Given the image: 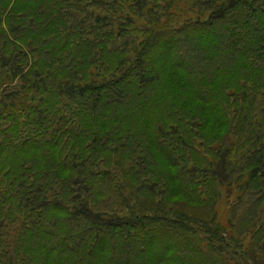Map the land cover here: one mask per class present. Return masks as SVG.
<instances>
[{"label":"trees","instance_id":"trees-1","mask_svg":"<svg viewBox=\"0 0 264 264\" xmlns=\"http://www.w3.org/2000/svg\"><path fill=\"white\" fill-rule=\"evenodd\" d=\"M181 1L0 0V264H264V0Z\"/></svg>","mask_w":264,"mask_h":264},{"label":"rangeland","instance_id":"rangeland-1","mask_svg":"<svg viewBox=\"0 0 264 264\" xmlns=\"http://www.w3.org/2000/svg\"><path fill=\"white\" fill-rule=\"evenodd\" d=\"M187 3H189V0H182L181 3H179V10L181 11L186 10L190 7L187 6ZM189 6H191V2L189 3ZM182 10V11H183ZM188 13V16L193 17L194 14L193 12L187 11L185 14ZM224 186V185H223ZM224 189L222 190L223 192L221 193V198L219 201V204L216 208V213H217V218L218 220L223 223V224H229L228 222V211L231 208V205H234L236 203V198L237 195H240L239 192H242L240 190L237 189L236 186H232L230 189V197H228V193L225 191L226 188L223 187ZM225 192V193H224ZM181 249H183L182 247H180L179 245L177 246V250L180 251ZM192 256L190 255L188 257V259H186L185 264H191V258Z\"/></svg>","mask_w":264,"mask_h":264}]
</instances>
